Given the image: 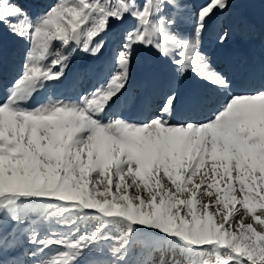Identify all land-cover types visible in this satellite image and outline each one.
Instances as JSON below:
<instances>
[{
	"label": "snow or ice",
	"instance_id": "1",
	"mask_svg": "<svg viewBox=\"0 0 264 264\" xmlns=\"http://www.w3.org/2000/svg\"><path fill=\"white\" fill-rule=\"evenodd\" d=\"M232 7L201 0L187 29L184 0H55L35 15L0 0V28L25 45L0 100V264H264V84L234 91L202 50L229 40ZM105 50L90 89L57 95L78 87V53ZM153 53L172 78L135 95L133 66ZM189 73L212 91L184 95Z\"/></svg>",
	"mask_w": 264,
	"mask_h": 264
},
{
	"label": "rangeland",
	"instance_id": "2",
	"mask_svg": "<svg viewBox=\"0 0 264 264\" xmlns=\"http://www.w3.org/2000/svg\"><path fill=\"white\" fill-rule=\"evenodd\" d=\"M54 2L55 0H21L22 6L33 15L45 10ZM184 3L187 4V11L183 27L190 29L189 18L201 0H184ZM222 20L230 28L229 40L220 45L215 42L214 36L206 35L202 45V50L211 58L213 67L229 78L234 91L239 92L264 84V0H233V7ZM128 22L131 23L130 18ZM24 51L25 45L18 38L0 28V100L5 98L11 82L21 71ZM109 58L110 53L107 50L98 57L78 53L69 68L70 76H80L78 87L59 89L57 95L74 97L90 89L97 78L107 71ZM172 75L173 69L165 60L154 53L142 54L133 66L129 91L138 96H145L155 86L170 80ZM181 90L184 95L190 96L210 92L212 88L189 73L182 83ZM44 95L43 92L37 93L35 100H42ZM224 95L221 94L217 99L223 100ZM34 104L35 101L30 106ZM124 115L140 120L146 118L147 113L138 108H130ZM31 248V245L24 243L20 251ZM177 259L182 257L177 255Z\"/></svg>",
	"mask_w": 264,
	"mask_h": 264
}]
</instances>
